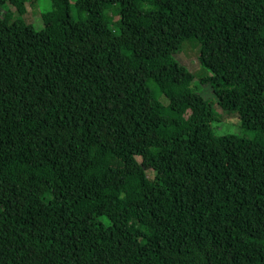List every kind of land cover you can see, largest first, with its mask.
Listing matches in <instances>:
<instances>
[{"label": "trees", "instance_id": "trees-1", "mask_svg": "<svg viewBox=\"0 0 264 264\" xmlns=\"http://www.w3.org/2000/svg\"><path fill=\"white\" fill-rule=\"evenodd\" d=\"M29 1L0 0V264H264V0ZM186 41L253 139L214 135Z\"/></svg>", "mask_w": 264, "mask_h": 264}, {"label": "rangeland", "instance_id": "rangeland-1", "mask_svg": "<svg viewBox=\"0 0 264 264\" xmlns=\"http://www.w3.org/2000/svg\"><path fill=\"white\" fill-rule=\"evenodd\" d=\"M47 1L48 0H31L26 4V12L23 19L35 29H39L42 26L40 15L41 11L47 7ZM70 3L73 4V0H70ZM186 42L188 43H183L179 49L173 51L171 56L174 61L184 65L188 71L194 75V79L190 86L191 90L211 104L213 115L211 129L214 135L220 137L233 134L243 139H253L255 136L254 132L240 128L237 111H222L219 109L210 87L200 83V79L209 75V72L199 67L197 64L196 55L198 47L193 45L191 41ZM160 133L164 137L167 136V132L164 130H161ZM147 176L150 177V173H147Z\"/></svg>", "mask_w": 264, "mask_h": 264}]
</instances>
